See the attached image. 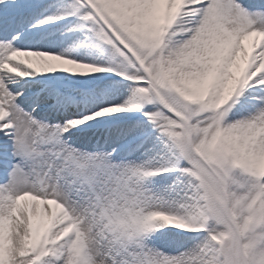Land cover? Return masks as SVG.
<instances>
[{
  "label": "snow or ice",
  "instance_id": "snow-or-ice-1",
  "mask_svg": "<svg viewBox=\"0 0 264 264\" xmlns=\"http://www.w3.org/2000/svg\"><path fill=\"white\" fill-rule=\"evenodd\" d=\"M0 264H264V0H0Z\"/></svg>",
  "mask_w": 264,
  "mask_h": 264
}]
</instances>
